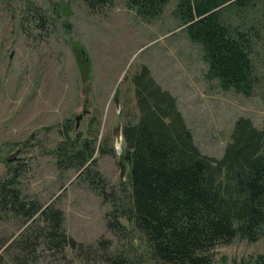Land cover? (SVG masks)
Returning a JSON list of instances; mask_svg holds the SVG:
<instances>
[{
  "label": "rangeland",
  "instance_id": "rangeland-1",
  "mask_svg": "<svg viewBox=\"0 0 264 264\" xmlns=\"http://www.w3.org/2000/svg\"><path fill=\"white\" fill-rule=\"evenodd\" d=\"M28 2L44 13L42 28L28 13ZM172 10L170 3L158 20L147 23L123 0L96 11L82 0H0V180L19 166L21 196L61 210L66 233L84 245L106 238L117 247L106 228L111 203L93 191L82 170L57 168L52 150L60 140L58 129L69 119L72 136L96 135L95 169L109 182L108 190L122 197L128 168L120 160L123 139L116 145L114 130L137 118L132 76L142 66L175 97L203 154L223 155L239 117L264 127V90L246 98L206 80L201 50L189 42ZM256 57L263 75L264 38ZM102 148L112 153L102 155ZM37 220L38 214L25 221L0 209L1 264L84 262L70 249L64 257L47 250L42 240L26 250L16 244L27 233L34 236L42 225ZM212 256L211 264H259L264 239H235L215 247Z\"/></svg>",
  "mask_w": 264,
  "mask_h": 264
},
{
  "label": "trees",
  "instance_id": "trees-1",
  "mask_svg": "<svg viewBox=\"0 0 264 264\" xmlns=\"http://www.w3.org/2000/svg\"><path fill=\"white\" fill-rule=\"evenodd\" d=\"M82 1L96 11L116 0ZM123 1L147 23L158 20L173 3V17L201 50L206 80L246 98L264 90L256 57L264 38V0ZM31 7L28 2V13L42 28L44 13ZM132 84L138 113L122 127L125 147L120 160L128 168L122 197L108 190L109 182L95 169L96 135L91 131L72 136L67 119L52 150L60 171L82 170L93 191L111 203L106 228L117 247L112 249L106 238L90 245L77 242L66 233L61 210L22 197L19 166L0 180V209L25 221L38 214L42 225L16 244L26 250L42 240L47 250L62 257L66 249L81 255V264H211L219 245L264 239V127L239 117L223 155L214 158L200 151L175 97L155 82L146 66L132 76ZM259 260L264 264V256Z\"/></svg>",
  "mask_w": 264,
  "mask_h": 264
},
{
  "label": "water",
  "instance_id": "water-1",
  "mask_svg": "<svg viewBox=\"0 0 264 264\" xmlns=\"http://www.w3.org/2000/svg\"><path fill=\"white\" fill-rule=\"evenodd\" d=\"M114 135H115V143H116V145H119L120 142L122 141V129L120 126H118L114 130Z\"/></svg>",
  "mask_w": 264,
  "mask_h": 264
}]
</instances>
